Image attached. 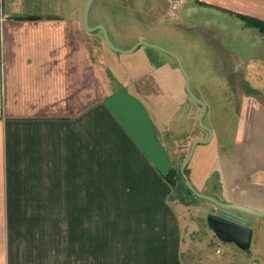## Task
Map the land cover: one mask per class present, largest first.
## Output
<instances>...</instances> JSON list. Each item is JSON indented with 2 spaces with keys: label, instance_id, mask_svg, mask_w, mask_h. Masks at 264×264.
Instances as JSON below:
<instances>
[{
  "label": "crops",
  "instance_id": "0c3cea01",
  "mask_svg": "<svg viewBox=\"0 0 264 264\" xmlns=\"http://www.w3.org/2000/svg\"><path fill=\"white\" fill-rule=\"evenodd\" d=\"M200 1L264 22V0ZM94 45L104 51V35L77 9L0 0V264H245L263 250L260 220L244 214L255 229L247 250L228 242L215 261L205 256L172 200L174 140L168 129L162 137L144 85L123 86ZM252 103L240 141L219 155L221 180L199 187L264 211V105Z\"/></svg>",
  "mask_w": 264,
  "mask_h": 264
},
{
  "label": "rangeland",
  "instance_id": "374dc122",
  "mask_svg": "<svg viewBox=\"0 0 264 264\" xmlns=\"http://www.w3.org/2000/svg\"><path fill=\"white\" fill-rule=\"evenodd\" d=\"M54 1L57 11L67 14L73 9L83 14L87 2ZM199 5H202L200 0H183L178 9L172 10L170 0H94L89 20L90 25L97 22L106 25L115 44L123 48L132 47L137 39L143 38L158 42L181 57L191 90L206 104L204 125L212 131L209 142L197 145L186 171L193 186L202 192L201 180H221L219 155L223 151L230 152L240 141V128L246 121L242 111L249 108L251 99L253 103L264 105V40L261 30L247 27L238 13L239 19ZM89 32L103 35L101 30ZM94 48L123 86L130 85L132 79L138 87L144 85L142 89L146 96L143 98L153 112L162 137L168 129L170 139L177 146L179 156L174 165L179 169L193 141L208 138L210 132L199 123L202 106L188 94L186 78L177 59L144 44L132 53L117 52L105 45L104 51L113 54L109 60L100 47L94 45ZM249 61L256 67L253 68ZM186 143L188 149L183 147ZM179 175L175 179L172 200L179 209L185 207L183 218L192 228H197L198 248L215 261V257L229 252L228 242L214 239L207 224L208 214L218 213L220 208L214 202L190 193L184 178ZM248 215L261 222L257 239L263 243V250L247 256L246 261L264 264V217ZM250 227L255 233L251 222Z\"/></svg>",
  "mask_w": 264,
  "mask_h": 264
},
{
  "label": "water",
  "instance_id": "95a60500",
  "mask_svg": "<svg viewBox=\"0 0 264 264\" xmlns=\"http://www.w3.org/2000/svg\"><path fill=\"white\" fill-rule=\"evenodd\" d=\"M93 2H94V0H87V2L85 3V7L83 10V26L86 30H89V31L101 30L103 35H104L105 42L110 49L117 51V52H122V53H132L138 46H140L141 44H144V45L162 50V51L172 55L173 57H175L177 59L179 67H180L181 71L183 72V74L186 78V90H187L188 94L190 95V97L195 102H197L198 104H200L202 106V110H201V113L199 116V123L202 126H204L210 132L208 138H206V139H195L193 141L188 155L183 160V162L180 166L181 174L185 180L187 187L189 188V190L192 193L196 194L197 196H199L201 198H204L206 200L214 202L217 205V207L220 208V211L218 213H215V212L210 213L207 216V224H208L209 228L214 232L216 237L220 241L235 243L241 249L247 250L251 246V243H252L253 229L250 227V219L245 215L252 214V215L259 216V217H264V211H259V210H256L254 208H251V207H248L245 205H241V204L226 203V202H223V201L219 200L218 198H216L212 195H208V194H204L202 192H199L193 186L191 180L189 179V177L186 173V168H187L188 163L190 162V160L194 154V151H195L197 145L199 143L209 142L212 138V131L210 128H208L204 125L203 120H204V116H205L206 109H207L206 104L199 97H197L193 93V91L191 90L190 78H189L187 71L185 70V67L183 65L181 57L177 53L171 51L170 49H168L164 46H161V45L155 44V43H151V42L144 40V39L139 40L135 45H133L132 47L127 48V49L116 45L113 42L106 25H104V24H97V25H93V26L90 25L89 14H90V9H91Z\"/></svg>",
  "mask_w": 264,
  "mask_h": 264
},
{
  "label": "trees",
  "instance_id": "16d2710c",
  "mask_svg": "<svg viewBox=\"0 0 264 264\" xmlns=\"http://www.w3.org/2000/svg\"><path fill=\"white\" fill-rule=\"evenodd\" d=\"M242 19H244L245 20V22L249 25V26H254V27H259L260 28V30L261 31H264V22L263 21H259V20H254V19H252V18H249V17H247V16H245V15H241V14H238ZM107 45V44H106ZM174 171V170H173ZM186 171H187V168H186ZM179 176H181L182 178H183V176H182V174L179 172ZM174 182V181H173ZM172 182V183H173ZM187 186V185H186ZM187 190L190 192V193H192L190 190H189V188L187 187ZM193 194V193H192Z\"/></svg>",
  "mask_w": 264,
  "mask_h": 264
},
{
  "label": "built area",
  "instance_id": "2783aa9c",
  "mask_svg": "<svg viewBox=\"0 0 264 264\" xmlns=\"http://www.w3.org/2000/svg\"><path fill=\"white\" fill-rule=\"evenodd\" d=\"M183 3V0H170V7L172 10L178 9Z\"/></svg>",
  "mask_w": 264,
  "mask_h": 264
},
{
  "label": "flooded vegetation",
  "instance_id": "af4514ba",
  "mask_svg": "<svg viewBox=\"0 0 264 264\" xmlns=\"http://www.w3.org/2000/svg\"><path fill=\"white\" fill-rule=\"evenodd\" d=\"M220 211V209L218 210V212Z\"/></svg>",
  "mask_w": 264,
  "mask_h": 264
}]
</instances>
